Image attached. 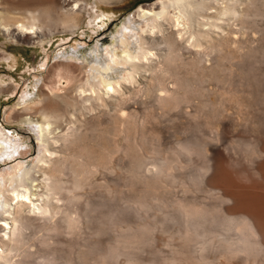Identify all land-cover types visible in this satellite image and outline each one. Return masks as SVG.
<instances>
[{"label": "rangeland", "instance_id": "rangeland-1", "mask_svg": "<svg viewBox=\"0 0 264 264\" xmlns=\"http://www.w3.org/2000/svg\"><path fill=\"white\" fill-rule=\"evenodd\" d=\"M3 1L0 11L8 13L9 24L29 23L31 10L43 28L26 35L17 25L9 32L0 27V133L20 145L15 159L31 164L41 149L38 129L15 118L28 119L41 107L40 98L42 106L65 112L55 131L64 138L49 142L55 151L50 168L63 164L54 176L61 178L64 192L54 197L69 202L68 189L78 181L80 186L72 189L78 201L73 207L58 203H64L62 211L79 209L80 216L67 212L82 222L76 221L72 235L64 229L71 236L59 238L60 230L59 237L50 234L59 238L48 242L54 258L64 263L80 251L94 264H264V17H223L219 29L194 27L199 42L190 47L178 38L172 62H166L169 52L161 43L152 71L141 72L124 88L127 99L107 98L110 105L96 102V109L81 111L74 101L80 100L77 88L88 73L87 54L98 42L109 45L112 31L139 6L157 11V0L105 6L116 17L104 30L89 24L87 11L76 10L75 3L86 0ZM263 11L264 6L258 12ZM174 31L165 24L156 39L177 37ZM65 73L70 80L58 78ZM38 93L45 96L38 107L23 110L22 99ZM70 103L75 106L67 107ZM12 163L0 160V173ZM246 226L258 237L249 236ZM247 235L256 246L241 251L243 245H237ZM37 237L29 241L33 252L42 249ZM109 249L115 251L112 257Z\"/></svg>", "mask_w": 264, "mask_h": 264}, {"label": "bare ground", "instance_id": "bare-ground-1", "mask_svg": "<svg viewBox=\"0 0 264 264\" xmlns=\"http://www.w3.org/2000/svg\"><path fill=\"white\" fill-rule=\"evenodd\" d=\"M5 1L6 0H4L3 2ZM86 1H77L75 3L76 10L87 11V13L90 15L89 24L90 25L97 24V28H99V30H104L103 28H105L108 25V23L111 22V20L116 17L114 11H110V10L107 11L108 9L105 10L104 7L105 6L117 7L122 0H90V2H86ZM246 1L248 2L247 3L248 6L245 3H242V0H157L153 4V5H157V11H155L156 9L153 10L152 7L145 8V6L143 5L139 6L134 13L130 14L126 19L122 20L121 23H119V26L112 31V33L109 35V39H110L109 45L102 47L98 42L99 44L96 43V45L92 48L91 52L87 54L88 63L85 67V70L86 71L88 70V73L86 75L84 83L79 85L78 88L75 87V89L77 88V93H78L77 95L80 98L79 101L77 102L74 101V103H76L75 105L79 106V109L82 108L81 111L83 109L90 110L93 107L92 104L96 105L97 104L96 102H98V107L106 106L108 104L110 105V102L109 103L106 102L107 98L113 99L115 96L126 98V93L123 91L124 88L127 87L126 85L131 86L134 83H136V79H135L136 76H138L141 72H147V71L149 72V70L153 69V65L157 64L156 61H154L155 58L157 57V54L154 52V50L155 48L159 47L161 43L165 44V46L167 47L166 50H168L169 52V56L166 59L167 63L173 61V58L170 57V55L173 52L174 48L178 46L177 45L178 38H180V40H183L187 46L190 47L196 46V43L198 41L197 38L199 36L201 37V33L200 31H194L193 30L194 27L202 28V29L204 27H207L208 30L214 28L219 29V20H221L223 17H236V16H237L236 18L238 17L249 18L255 16L258 18L259 17L262 18L261 16L264 17V13H263L264 11L261 13L258 12L259 10L261 11L262 7L264 6V0H246ZM255 3H261L262 7L259 8L260 7V6L258 7L259 4L258 5L256 4L257 5L255 6L256 10L252 11L251 8L254 7L253 5ZM244 4L248 8H246ZM240 5L243 6L242 11H239V8L241 9ZM210 10L211 11L213 10L214 12L211 14L209 12ZM28 13L30 14L29 19L27 18L29 20V23L27 21H26L27 23L18 22L13 26L16 27L17 25L18 27L16 28L20 29V31L21 30L25 31L26 35H30L31 33L38 34L37 31L43 28V26L40 25L41 26L40 27L38 24L40 19L36 15L32 14L31 10ZM48 17L51 18V16L49 15ZM8 20H9L8 13L4 11H0V27H2L6 32H9L10 28L13 27L11 24L8 23ZM221 22L222 21H220V24ZM165 24L171 25L174 28L175 30L174 33L175 35H177V37L172 36L171 38H169L170 40L168 41L162 40L161 42L160 40L156 39V35L162 33V29L164 28ZM72 28H76V27L74 26ZM198 47H200V45ZM62 66L70 67V65H62ZM59 72H61V70ZM57 76L60 79L62 78H66V80L71 79V77L68 76L67 74L65 77H63L60 74H57ZM152 80H154V76ZM155 81L157 83V80ZM158 84H160V82ZM159 86L160 85L157 86L158 90L161 91L160 89H162L163 87L161 86L162 88H159ZM151 88L152 89L155 88L153 90L157 91L156 87H151ZM145 90L147 91V89ZM41 95L42 93H38L37 98L33 100L22 99L24 100L25 103V108H23V110L24 109L31 110L32 112L33 109L35 108L33 107L32 109L31 106H36L37 103L36 107H38V101L40 99L41 100L39 102L41 103V107L38 109L36 108L32 114L28 113L29 118L26 120H23L22 119L23 116L20 115L15 118L17 120H20L21 122H28L30 124L34 123L35 127L38 129L37 142L38 145L41 147V149H39V155L36 157V159L34 158L35 161L31 162L30 164V162L16 160L14 156L17 153L20 145L15 144L12 140H9L6 135L0 133V160L8 161L9 163L14 162L10 165L7 171L5 172L2 171L0 173V264H94V261L90 263L92 260L87 262L84 257L85 254L83 252L80 253V251L77 252L76 255L77 257L75 259L72 260V258H70L71 260L68 261L64 260L65 261L64 263H59L56 260L58 258L56 259L54 258L55 256L53 255L54 251L48 250V246L51 245L49 239L52 240L55 238L59 240V238H61V234L62 236L65 235L64 229L66 230V233L72 235V231L73 232L75 230L77 231L78 226L76 227L77 225L76 221L78 220L81 221V219H78L77 217L76 218L77 220H75V218L72 219L73 217H70L71 215L74 214V212H77L78 215L80 216V213L78 212L79 209L77 208V205L75 206V204L78 201L74 200L77 198L75 192L79 190L78 188L79 181L77 182V184H75L76 182L73 180L74 182L73 184H75L74 185L75 189L74 187H72L67 191L69 193L71 192V194H68L70 195L69 198H71L72 189L76 190L78 188L77 191L73 190L74 191L73 195L75 193L76 198L74 196L72 197V199H69L67 195H66L67 197L65 196L64 198L67 199V201H69L70 203L61 201L62 195L59 196L60 198L54 197L56 194L60 195L64 192V191L60 192L62 190L61 178L59 179L56 175L54 176L55 172H58V174L62 173L63 164L61 165L62 167L60 168H58V166H56V168H53L54 165L52 168H50V164L51 163L53 164L54 162V161L52 162L50 158L54 154L52 152L55 151L54 149L53 151L50 150L49 146L51 143L49 144V142L53 141V143H57L59 141V138H61L60 140H62V137L64 138L65 135L62 136V134H59L60 136L59 137L58 134L55 133V131L59 129L60 123L63 122L61 119H64L63 116L65 115V112H62L61 110L55 108L48 109L47 108L48 106L47 107L42 106V102L43 100L45 101V99L40 98ZM42 97L45 98L44 95H42ZM126 99H122V100H126ZM87 103L88 104L90 103L89 107L85 106L87 105ZM75 105H73V103H70L67 105V107L70 108ZM121 108L122 107H120V109L117 110H121ZM93 109H96V106L93 107ZM122 109L123 111H125L124 108ZM61 129L63 128L61 127ZM60 133H62V131ZM20 154L22 157L25 153L23 152ZM29 165H31V167H29ZM63 187L66 188V186ZM59 202H64L65 205L67 204V206L69 204L72 205L73 202H75L74 206L78 209V211L70 210L72 211L71 213L67 209L62 211L61 208L63 207L64 203L63 205L61 204L62 207H60L59 206L60 204L58 205ZM67 206H65V208ZM70 208L71 206H68V209ZM60 211H62L61 213L62 217L58 216L55 223H52L54 217L56 218V215L60 213ZM67 211L69 212V214H71L70 216ZM245 219L246 218H244V221ZM36 220L38 221L43 220L44 222H42L43 224L39 225L37 224V222H35L36 224L34 223V221ZM233 220L231 219V221ZM241 221H243V219ZM81 222L79 223L81 224ZM62 225L64 226V228H61L63 227ZM252 228L254 229V227ZM248 229L250 231L249 236L255 238L258 237L256 236L257 232L256 234L254 233V231H256L255 229L254 231H252L253 229H251L250 226ZM59 230L61 231L59 232L60 237L58 235ZM38 232L39 233L43 232L42 236L41 234L39 235V238L37 237ZM54 233L57 235H55ZM50 234L53 236L54 235L58 236L59 238L52 236L51 239ZM35 235L38 238V239L36 238L37 240L35 239V241L38 242V245H40L42 249H39V247L36 246L37 244L35 245L34 242V245L36 246V248L38 247V250L33 252L31 251V247L33 246V244L31 246V243L29 241H31L32 237H34ZM71 235L67 234L65 236L67 237ZM124 235H126V233L123 234V236ZM249 236L242 237V240L239 239L241 241L238 240L239 243L241 244L240 245L236 244V245L237 246L243 245V247H240V250L241 248L242 250H246L250 247L253 248V246H256L255 245L256 241H250V239H248ZM33 241L34 240H32V242ZM250 243H253V246ZM113 250L114 249H109L108 253L106 252L109 255V257L115 255V251ZM71 253H73V251Z\"/></svg>", "mask_w": 264, "mask_h": 264}]
</instances>
